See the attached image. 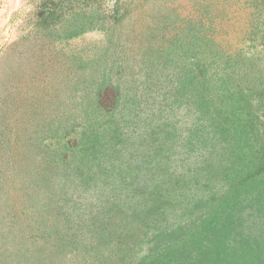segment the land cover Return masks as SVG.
Instances as JSON below:
<instances>
[{"label": "rangeland", "instance_id": "374dc122", "mask_svg": "<svg viewBox=\"0 0 264 264\" xmlns=\"http://www.w3.org/2000/svg\"><path fill=\"white\" fill-rule=\"evenodd\" d=\"M257 136L264 0H0V264H264Z\"/></svg>", "mask_w": 264, "mask_h": 264}, {"label": "trees", "instance_id": "16d2710c", "mask_svg": "<svg viewBox=\"0 0 264 264\" xmlns=\"http://www.w3.org/2000/svg\"><path fill=\"white\" fill-rule=\"evenodd\" d=\"M200 63H201V67L203 68V67H205L204 65H206V64H204L205 63V60H200ZM201 68V71H200V77L201 78H203L204 76H203V73H204V71H205V69H202ZM202 90V89H204V86L202 85V84H200L199 86L198 85H193V87L191 88V89H189V90H192L191 92H192V97H196L195 98V101L196 102H198V109L199 110H201V111H203V112H206L207 113V105H206V102L204 101V97L203 96H201L200 95V89ZM195 92H197V93H195ZM200 115V114H199ZM210 126V124L208 123L207 124V126L205 127V128H200V129H204L203 131H205L206 133H207V131H206V129L208 128ZM209 129V128H208ZM208 135V134H207ZM209 135H210V133H209ZM241 136V135H240ZM253 136H255V135H253ZM207 138H210V137H208L207 136ZM197 141H200V137H199V139H196ZM255 140L256 141H258V143L257 142H255V144H258V147L255 149V154L254 155H252V156H250L249 158V161H248V163H252V166H250L249 167V169L250 168H255V173H260V172H263L264 171V139H260L259 138V136H257L256 138H255ZM202 142H205L204 141V139L202 140ZM207 144L208 143H206V144H204V145H202L201 146V148L202 149H206V147H205V145L207 146ZM208 148V147H207ZM209 148H210V146H209ZM208 148V149H209ZM208 154V153H207ZM208 156H210V154L208 155ZM253 172V173H254ZM247 174H251V173H247ZM255 198H257L256 200V204H258V202H260L261 203V206H264L263 205V201H264V189L262 190L261 189V191H260V194L259 195H257V197H255ZM261 209H262V207H261ZM244 210V209H243ZM264 212V211H263ZM262 212V213H263ZM264 214V213H263ZM262 214V215H263ZM213 219V218H212ZM212 221V220H211ZM263 223H264V219H263ZM263 228H264V224H263ZM262 230H264V229H262ZM264 234V233H263ZM258 236H260V234H258ZM217 264H218V262H217Z\"/></svg>", "mask_w": 264, "mask_h": 264}, {"label": "clouds", "instance_id": "9594fccd", "mask_svg": "<svg viewBox=\"0 0 264 264\" xmlns=\"http://www.w3.org/2000/svg\"><path fill=\"white\" fill-rule=\"evenodd\" d=\"M95 38L102 39L103 38V34L102 33H96L95 34Z\"/></svg>", "mask_w": 264, "mask_h": 264}]
</instances>
